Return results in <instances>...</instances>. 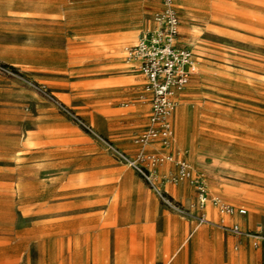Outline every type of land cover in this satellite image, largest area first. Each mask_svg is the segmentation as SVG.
I'll return each instance as SVG.
<instances>
[{"label":"rangeland","instance_id":"rangeland-1","mask_svg":"<svg viewBox=\"0 0 264 264\" xmlns=\"http://www.w3.org/2000/svg\"><path fill=\"white\" fill-rule=\"evenodd\" d=\"M158 8V0H0V264H114L144 249L139 237L119 241L122 230L153 235L170 215L204 225L188 181H165L170 163L151 180L128 166L147 124L133 105L142 83L127 49ZM175 8L178 41L198 70L171 117V149L204 174L210 193L246 207L250 229L264 226V0H175ZM152 249L160 258L157 241ZM182 253L188 264H264V242L227 251L200 236Z\"/></svg>","mask_w":264,"mask_h":264},{"label":"built area","instance_id":"built-area-1","mask_svg":"<svg viewBox=\"0 0 264 264\" xmlns=\"http://www.w3.org/2000/svg\"><path fill=\"white\" fill-rule=\"evenodd\" d=\"M159 8L153 13L137 42L127 49L128 60L137 61V69L144 79L143 93L149 103L147 128L134 137L139 146L135 157L128 161L129 167L149 173V180L157 177L155 167L170 163L173 169L164 176L165 181L179 183L188 181L193 187L196 200L195 208L200 213L199 223L212 225L224 233L250 239L254 247L264 242L262 231L246 232L237 223H228L227 219L235 215L245 216L244 205H233L221 197L210 193L203 173L196 172L192 165L171 149L175 142L171 117L176 110L178 97L188 85L192 75L197 73L198 58L194 51L180 45L179 16L175 0H158ZM159 145L160 150L148 149ZM165 150V151H163ZM116 160H125L123 153L111 150ZM213 206L219 216L216 222L205 214V208Z\"/></svg>","mask_w":264,"mask_h":264},{"label":"crops","instance_id":"crops-1","mask_svg":"<svg viewBox=\"0 0 264 264\" xmlns=\"http://www.w3.org/2000/svg\"><path fill=\"white\" fill-rule=\"evenodd\" d=\"M127 57V56H126ZM133 61L134 64H137L136 60H128ZM133 71L137 70V76L140 78L141 81V87H142V94L143 96H140V98H136L134 101V106H138L139 108H142L146 111L145 115V124H147V117L149 113V103L147 102V99L143 93V84L144 79L142 75L139 73L136 65L132 68ZM151 145L149 146V149H156ZM173 169V166H172ZM171 170V169H170ZM185 184V183H181ZM212 194V193H211ZM205 214L207 218H209L211 221L216 222L219 218L216 209L208 205L205 208ZM247 214L245 216H238L235 215L231 218L227 219L228 223H237L242 230L245 231V228H249L250 221L247 219ZM163 224L165 225L164 230L162 231H156L155 234L151 235L145 232L143 229L139 230H122L120 235L118 236V240L123 242L127 241L128 244H132L133 241L137 237L139 239H143L142 241H149V247L148 249L145 248V244H142V241L140 242L142 246H144V249L140 251L139 255H133L130 253V255L126 256H118L115 259V261H112L114 264H188V258L185 253H181V250L185 246L187 242L192 240L194 237H200L202 236L204 239H207V241H210L213 243L214 247L216 249H222L225 248L227 251L229 250V247L232 245L233 250H237L238 246L242 241H246L248 243H251L250 239L246 237H240V236H234L229 233H224L222 230L208 224H204L201 227H193L191 224L186 222L183 219H179L175 216L170 215L169 217H164ZM142 225L144 223H141ZM256 223L252 229L249 228L248 231L254 232L257 229L261 228L264 230V226ZM245 238V239H244ZM158 242V245L161 246V251L159 253L161 254L160 258L156 259L154 255V250L152 249V243ZM204 249H207L206 247ZM168 254L169 258L165 257V254ZM230 254L228 255V259L230 258ZM165 259V261H164ZM102 258L97 257L96 259H93V264H99L103 263L101 261ZM111 263V261H110ZM109 264V263H108Z\"/></svg>","mask_w":264,"mask_h":264}]
</instances>
